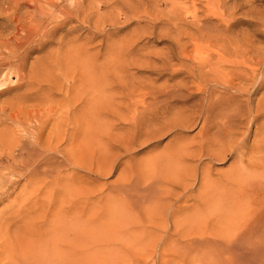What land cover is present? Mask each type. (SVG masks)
Instances as JSON below:
<instances>
[{"label": "rangeland", "instance_id": "obj_1", "mask_svg": "<svg viewBox=\"0 0 264 264\" xmlns=\"http://www.w3.org/2000/svg\"><path fill=\"white\" fill-rule=\"evenodd\" d=\"M241 69L264 73V0H0V108L12 115L19 108L37 105L29 94L39 92L36 100L70 102L77 109L97 102L109 111L98 117L107 127L101 157L105 170L100 175L80 169L66 173L74 172L87 186H94L87 210L92 213L87 218L97 214L92 220L98 222L89 225L92 229L95 224L92 233L100 235V239L93 236L88 228L92 234V240L88 236L92 243L86 240L89 255L78 259L80 263L75 260L77 264L85 258L91 260L85 264H227L229 251H235L232 264H264V187L250 198L241 187L251 177L264 178V162L256 160L260 154L251 153L262 138L264 119L249 123L250 111L258 100L263 101L264 76L236 79L234 88L227 84L223 89L225 81L231 80V71L239 74ZM200 80L202 90L204 82H215L210 97L194 90L193 82ZM182 82L187 87L177 94L187 96V103H171L167 117L178 115L187 126L158 135L155 131L161 124H157L140 139L133 128L124 127L120 113L129 89L172 92ZM253 89H257L254 96ZM190 90L194 96L188 94ZM142 97L150 103L149 97ZM211 101L218 106L211 107L212 117L206 123L203 114ZM77 109L75 118L80 113ZM221 110L230 116L228 133L225 117L214 120ZM5 128L11 125L1 126L0 131ZM124 142L131 143L127 151L117 148ZM208 142L214 144L215 154L220 152L219 157H194ZM178 147L185 150V165L176 162ZM151 183L153 194L142 193ZM24 187L29 186L22 179L11 197L0 201V227L8 228L0 235V264H24L16 253L20 255L22 245L29 247L25 220L5 224L15 197L25 194ZM165 205L185 209L176 220L186 218L184 234L188 237L179 239L169 223L170 231L164 235L165 225L151 237L141 229V224L149 228L147 220L161 227L170 213L165 212ZM243 235L248 238L242 239ZM146 236V242L154 241L145 244ZM102 241L103 245L97 243ZM171 255H176L175 261L168 260Z\"/></svg>", "mask_w": 264, "mask_h": 264}, {"label": "bare ground", "instance_id": "obj_2", "mask_svg": "<svg viewBox=\"0 0 264 264\" xmlns=\"http://www.w3.org/2000/svg\"><path fill=\"white\" fill-rule=\"evenodd\" d=\"M207 61H206V63H207ZM228 62H230V61H228ZM206 63L203 65H206ZM209 63H210V61H209ZM209 63L207 64V67H208ZM229 64H231V63H229ZM231 65H233V64H231ZM218 67H220V66H218ZM213 72L215 73V71H213ZM231 72H232L231 80L225 81L226 85L224 84L222 86L223 89L227 88V84L231 85L230 88H234L233 82L236 79L240 80V81H248V80H256L258 75H260V77L264 76L263 72L262 73L256 72L255 69L253 71H251V73H247L248 71L246 72V69H244V70L241 69V71L238 70L239 74H237V70H234ZM195 78L197 80L199 79V77H195ZM196 79H194V80H196ZM208 79H207V81H208ZM262 81L264 82V80H262ZM262 81H260V82H262ZM201 82H203V81L200 80L197 83L193 82L195 85L194 90L197 93H199V96L201 94L203 96L207 95L210 97L211 96L210 94L212 93L211 90H213V88H214L213 85L215 82L214 83H212L213 81H211V82L209 81L210 83L204 82V88H203L204 90L200 89ZM219 82H222V81H219ZM218 85H220V84H218ZM178 86H179V88L172 91V92H169L165 89L164 90H157V89L151 88L146 93H143V91L138 87H137V89L135 88L136 90L135 89L134 90L129 89L130 92H128V95H127L128 98L123 103L124 105L121 107V113H120V117H121L122 121H124L126 123L124 127L127 126L126 128H130V127L133 128L135 135L137 133V135H138L137 138L140 139L141 134L143 133V135H144V133H145L144 131L149 130L150 128L155 129L157 127V124H161L158 126L159 128L156 129V131H155L156 134L158 133V135H162V133L164 134L165 132H169V130L176 131L180 128H184L185 125L187 126L186 120L182 119V117H179L178 115L173 114L172 115L173 117H167V115L170 113L171 103H173V102L176 104L187 103V96L182 95L180 93L177 94V91H179L182 88H186L187 85L184 82H182ZM216 86H217V84H216ZM259 87H261V85ZM262 87H264V86H262ZM195 91L192 92L190 90V92L188 94L194 96ZM256 91H257V89L252 90L253 96L256 93ZM38 94H39V92L29 94L30 98L35 97L34 100L30 99V101H35L37 103V105L32 104V105H28L27 107L19 108L18 112L15 114L9 115V114H7V112H6L7 110L5 108H3V107L0 108V127L1 126L3 127L4 125L9 123L11 125V128H12V129L10 128L8 130L5 128L4 130L0 131V201L7 200L11 197V195L15 191L14 189L18 186L20 180H22V179L26 180L28 182V186H29L28 188L24 187L23 192H25V194H23V196L18 195L19 196V197L17 196L18 198L15 197V199L13 201V202H15V205H12L10 207L12 214L8 218H6L5 224H8V220L17 221V222H21V221L25 220L24 221V225H25L24 228L27 227V234H29L31 237V238H29V247H27L28 245L24 243L25 246L27 245L26 246L27 248L25 247V249H28V250H25L23 245H22L21 247L23 249H19V251L22 254L20 252H19L20 255L18 253H16L17 258H19L21 261H23L24 264H77L75 260L78 261V259H81V261H82L83 260L82 256L83 255L85 256L87 253L86 249L90 248V247H88L89 245L86 246V242L88 241L89 238L90 239L92 238V236H91L92 234H93V236L95 235L94 233H92V230H93L94 226L96 227V225L94 224V226L91 229L90 223L93 224L94 222L95 223L98 222V220L97 221H94V219L92 220L93 216L97 215V214H94L92 216V218L89 217L91 219L87 218V215L89 216L88 213L90 212V211L88 212L87 210H89V207L91 206L90 203L92 202L91 201V197H92L91 195L94 194V190L92 187H94V186H92V187L87 186V184L84 183V180L77 177L74 172H71L72 174L68 173L69 175H67L66 173L70 172L69 171L70 169L73 171L80 169V170H85L92 175H94V174L100 175L101 172H103L105 170L103 165H102V162L104 161V159L101 157H103L105 155L104 152L106 150V145L104 144L103 140L106 137H108V135L105 134V130L107 127L103 124L104 123L103 120H101V119H100L101 121L99 120V118H100L99 116L102 115V117H103V115H108L109 111H108V109L103 108V107H106L105 105L102 106L103 104L101 105L100 103H97V102L91 103V104L89 103V105L85 104L84 106H82V108H79L80 113L75 118L74 113L76 112L77 107L74 104H71L70 102L69 103L68 102H53V101L48 100L46 98H44L45 100H39L40 99L39 98L38 99L39 101H38V100H36L38 97ZM142 96L149 97V99L151 100L150 103L146 104L145 100H143ZM196 96H198V95H196ZM161 98H162V100H160ZM204 103H205V101H204ZM212 106L216 107V106H218V103H213L212 101L209 102V105L207 106V108L205 110V114H203V116H204L203 120L205 122L209 118L212 117V115H211V110H212L211 107ZM79 109H77V110H79ZM100 110H101V112H100ZM222 110L218 114H216V116L214 117V120H216L218 117L219 118L225 117L227 120L224 123V130L227 129L228 131L225 130V132L227 131V133H228L232 129L231 128L232 124L230 127L228 126V125H230V123L228 122L229 118H227V117H230V116H227L228 114H224V112H223L224 110L223 111ZM111 114H114V112L112 110H111ZM75 115H76V113H75ZM163 115H166V116L163 117ZM102 119H104V118H102ZM260 119H264V96H263V101L258 100L255 108L252 110V112L250 111V113H249V123L254 124L257 121H259ZM224 121H225V119H224ZM13 129H16L15 131L18 134H15V131H12ZM260 129L261 130L264 129V124L261 125ZM128 132L130 133L129 129H128ZM151 132L152 131H150V133ZM155 132L152 133V136H153V134H155ZM148 134H149V132H148ZM153 137H155V136H153ZM261 137L262 138L259 140V142L256 145L251 147V149H252L251 153H254L255 155H259V154L261 155V153L264 152V132L261 134ZM210 142H208V144L206 146H203V148H201L202 150L200 149V152H198L197 154L195 153L196 155H194V157L198 156L200 158L203 156V154L211 155V156H213V158L219 157L220 152H218V154H215L217 151L215 149V152H213L215 147H213L214 144L212 145V144H210ZM64 144H66V146H63ZM130 144H129V146H131ZM129 146H128V144H126V142H124V143H118L117 148H123L124 149L123 151H127L129 149ZM240 147H242V146H240ZM249 150H250V148H249ZM184 151L185 150L182 149L181 147L177 148L176 155H175L176 156V162L182 163V162H184V160H186V159H182V157H184V153H185ZM186 152H188V151L186 150ZM189 153H191V152L189 151ZM189 153H187V154H189ZM171 154L173 155V153H171ZM172 155H170V156L172 157ZM260 155L258 156V158H256V160L258 162L263 163L264 157H262ZM262 155L264 156V154H262ZM189 157H190V155H189ZM191 157H193V155H191ZM185 162L183 163V165H185ZM166 163H168V162H166ZM174 163L175 162H173V164ZM79 179H80V181H79ZM177 184L179 186L180 182L179 183L177 182ZM129 185H131V184H129ZM152 185L153 184L151 183L150 185H147L145 188H143L142 193L150 194L149 191H151ZM241 187H243L242 188L243 192L245 190L244 196H246V198L247 197L250 198L251 196H253V193H255V191H257L259 188L264 187V178L261 176L251 177L249 180H246V182ZM126 188H128V186ZM151 193H152V191H151ZM168 194H169V192H168ZM154 195H156V194H154ZM183 195L185 196L184 193H183ZM183 195H182V197H183ZM130 196H131V194H130ZM142 196L144 197V195H142ZM131 198H132V196H131ZM136 199H137V197H136ZM138 199H139V197H138ZM165 206H168V205H165ZM171 207H169V206L166 207L165 212H168V213L170 212L169 218L166 219V222H164V224H160L161 227L159 225L155 226L156 224L154 222L147 220L145 222H147L146 224L149 225L148 226L149 228H145L143 226V224H141L140 225L141 229L143 231H145V233L148 232L150 234L148 236L151 237V235L152 236L155 235L154 233L157 232V228H162L163 225H165L164 229H163V231H164L163 235H164L165 233L166 234L168 233L169 228H167L166 224L169 223V225L171 226V230L177 232V234L180 235V236H177V237H179V239H183L184 237H188V235L186 236L184 234L185 233L184 230L187 226L186 218L180 217V218H182V219H180L178 217V219H180V220H176V215L182 214L185 211V209L182 207L176 206V207H172L173 208V210H172ZM263 207H264V205H263ZM92 210H94V209H92ZM86 212H87V214H85ZM98 212H100V211H98ZM90 213H92V212H90ZM90 215H92V214H90ZM102 219H104V218H102ZM262 219H260V222ZM161 220H164V219H161ZM263 221H264V219H263ZM99 223H100V221H99ZM132 224H134V223H132ZM102 226H103V224H102ZM108 226H110V225L108 224ZM140 226H138V227L135 226V228L136 227L139 228ZM4 228H7L6 225L0 227V235H1V232ZM85 228L86 229L90 228L92 234L91 233H90L91 235L89 234L90 229H88V231L87 230L85 231ZM97 228H100V225L97 226ZM97 228H96V230H97ZM103 228H106V227H103ZM94 230H95V228H94ZM96 230L94 232L98 231V230L97 231ZM99 230H101V229H99ZM128 230L134 231V229H131V228ZM103 231H102V234H105L106 232L103 233ZM187 231H188V229H187ZM98 232H100V231H98ZM124 232H127V231H124ZM23 233H24V231H23ZM110 233H112V232H110ZM12 234H15V233H12ZM130 234H131V232H130ZM187 234H189V233H187ZM97 235H98V233H97ZM97 235H95V236H97ZM20 236H19V239L21 240ZM88 236H89V238H88ZM244 236L245 235L242 236L243 237L242 239H244L245 237L248 238L247 235L245 237ZM10 237H11V234H10ZM14 237H17V236H14ZM85 237H87V238H85ZM101 237L103 238V236H101ZM165 237H166V239H168L167 235ZM0 238H1V236H0ZM98 238L100 239V235ZM102 238H101V240H102ZM120 238H118V239H120ZM133 238H134V236H133ZM144 238H145V240L142 239V241L145 244L149 243L151 241L152 242L154 241L153 239L152 240L149 239L148 240L149 242H146V238L148 239V237L146 236ZM251 238H250V240H252ZM255 238L252 241H254ZM90 239H89V242L92 243V241H90ZM186 239L188 240V238H186ZM240 239H241V237H240ZM16 240H17V238H16ZM23 240H25V238ZM225 240L227 241V239H225ZM163 241H165V239ZM193 241H191V242H193ZM179 242H180V240H179ZM227 242L229 243L230 241H227ZM231 242H233V240ZM255 242H256V240L254 241V243ZM26 243H28V242H26ZM97 243L103 245V241L101 243H99V242H97ZM195 243H197V242L195 241ZM218 243H219V241H218ZM18 244H20V242ZM88 244H90V243H88ZM186 244H189V243L186 242ZM204 244H206V242H204ZM212 244H213V242H212ZM245 244H248V243L246 242ZM249 244L251 245V243H249ZM102 245H99V246H102ZM221 247H223V246L221 245ZM228 248H231V247H228ZM234 248L233 249L231 248V249L234 250ZM241 248H240V250H242ZM2 250H3V246H2V244H0V251H2ZM235 250H237V249L235 248ZM184 251L182 250V252H184ZM182 252H180V253H182ZM233 252L235 253V251H231V252L229 251L228 252L229 254H227L226 252L224 253V254L228 255V258L225 259L227 261V264L229 262L231 264L233 263V259L235 258L234 256H232ZM243 252H244V250H243ZM243 252H242V254H243ZM215 254H216V252H215ZM87 255H89V254L87 253ZM203 255H205V254H203ZM80 256H81V258H80ZM171 256H172V258H171ZM171 256H170V258L168 257L169 259L167 257L166 258L170 261H175L176 259L173 257H175L176 255L175 256L171 255ZM179 256H177V257H179ZM185 256H187V255H185ZM185 256H183V257H185ZM218 256L219 255H217V257ZM235 256H236V254H235ZM244 256H246V258H247V255H244ZM88 257L90 258V256H88ZM88 257H87V259H88ZM160 257H159V259H160ZM181 257H180V261L182 260ZM203 257L205 258L206 256H203ZM163 259H165V256L163 257ZM163 259L161 258V260H163ZM206 259H208V258L206 257ZM168 260H167V262H168ZM85 261H86V258L84 259V262H82V263L85 264ZM90 261L91 260L89 259L88 262H90ZM78 263H80V262L78 261Z\"/></svg>", "mask_w": 264, "mask_h": 264}]
</instances>
